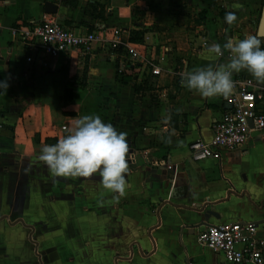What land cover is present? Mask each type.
<instances>
[{
  "label": "crops",
  "instance_id": "0c3cea01",
  "mask_svg": "<svg viewBox=\"0 0 264 264\" xmlns=\"http://www.w3.org/2000/svg\"><path fill=\"white\" fill-rule=\"evenodd\" d=\"M44 1L54 4L50 15L74 33L117 28L120 40L130 43V31L145 30L143 59L179 74L144 76L140 62L108 48L104 32L86 53L72 49L39 62L10 40L8 28L38 20L46 14ZM92 5L102 19L90 14ZM263 5L264 0H0V81L8 84L0 88V264L29 260L30 252L17 250L30 242L29 235L40 264H194L190 236L202 226L190 225L200 219L254 221L264 237V129L250 131L239 149L222 152L220 163L192 161L187 144L208 140L211 122L228 105L222 96L206 98L181 83L184 72L228 63L230 56L217 57L208 48L220 44L230 54L224 43L255 34ZM229 12L237 17L231 25L225 21ZM120 63L127 69L119 76ZM233 74L264 88L247 70ZM145 78L134 91L133 84ZM84 115H99L127 134V158L132 152L133 161L128 160L126 195L118 200L98 174L53 178L38 159L43 146L68 135ZM226 190L235 194L225 198ZM205 201L213 202L218 217L174 206ZM22 229H29L27 236ZM130 245L132 254L125 258ZM212 255L214 264H223Z\"/></svg>",
  "mask_w": 264,
  "mask_h": 264
},
{
  "label": "built area",
  "instance_id": "2783aa9c",
  "mask_svg": "<svg viewBox=\"0 0 264 264\" xmlns=\"http://www.w3.org/2000/svg\"><path fill=\"white\" fill-rule=\"evenodd\" d=\"M101 32L108 35L106 43L112 52H123L129 62L142 64L144 76L179 74L175 67L163 71L154 59H143L140 43L122 42L119 37L121 31L117 28L102 29L99 33H74L50 14H44L34 21H17L8 28L10 40L22 43L36 54L41 63L45 58H53L72 49L86 53L91 43L99 39ZM162 49L167 51L166 48ZM224 55L230 56L229 53H222L217 57ZM25 60L29 62L31 57L28 56ZM126 69L120 63L116 67V73L119 76L126 74ZM232 79L235 83L234 90L230 95L222 96L228 106L211 122L210 138H197L187 144L192 161L211 159L220 163L222 152L239 149L247 141L250 131L264 129V88L256 86L247 77L233 74ZM249 120L251 126L248 125ZM2 127L0 122V129ZM60 129L64 130L65 126L61 125ZM128 160L133 161L132 152L129 153ZM201 226L197 231L196 241L218 257L221 263L264 264V237L258 235V224L254 221H223Z\"/></svg>",
  "mask_w": 264,
  "mask_h": 264
},
{
  "label": "clouds",
  "instance_id": "9594fccd",
  "mask_svg": "<svg viewBox=\"0 0 264 264\" xmlns=\"http://www.w3.org/2000/svg\"><path fill=\"white\" fill-rule=\"evenodd\" d=\"M235 13L229 12L225 21L235 23ZM256 34L243 39L230 38L223 49L230 52L229 62L195 68L182 73L181 83L206 98L228 96L235 87L234 72L247 70L258 83H264V48ZM208 52L222 55L220 44H213ZM6 81L0 88L7 89ZM127 134L117 132L110 123H104L99 115H84L74 122L69 134L61 137L54 145H45L38 159L49 169L53 178H85L99 175L102 186L117 194L116 199L126 195V174L129 171Z\"/></svg>",
  "mask_w": 264,
  "mask_h": 264
},
{
  "label": "water",
  "instance_id": "95a60500",
  "mask_svg": "<svg viewBox=\"0 0 264 264\" xmlns=\"http://www.w3.org/2000/svg\"><path fill=\"white\" fill-rule=\"evenodd\" d=\"M55 6L54 4H52L50 1H44L43 3V12L46 13V14H53L55 13ZM255 34L258 35L259 37H263L264 36V5L260 8V12H259V17H258V23H257V27H256V31H255ZM248 125L251 126L250 124V120L248 121ZM229 193H234L232 192L231 190H226L225 191V198L226 196H228ZM235 194V193H234ZM164 203H169L168 201H165ZM162 204V202H161ZM170 204V203H169ZM213 205V202H208V201H205V202H202L200 204H194L193 206H184V205H180V204H174V206H179L187 211H191V212H198V213H201L203 215H206V216H209V217H218V214L216 212H214V210L211 208V206ZM155 217H156V224L154 226H156L159 222V218H158V209L155 211ZM190 220V219H189ZM194 221H197V222H194L195 224L193 225H190V227H198V226H201V225H205L207 224L206 221H203V220H194ZM20 222V221H19ZM154 226H151L147 229V237L152 245V248L151 250L154 249V243H153V240L149 234L150 232V229L153 228ZM28 239L30 240V242H32L33 246H34V254L35 256L37 257V262L38 264H40V259H39V255L37 254L36 250H35V242L33 240L30 239V235L28 236ZM136 246H137V252L140 256H145V253L140 249V247L138 246L137 243H135ZM132 254V250H131V245L129 246V249H128V256L125 257V258H129ZM116 258H118V256H115V259L114 261L116 260Z\"/></svg>",
  "mask_w": 264,
  "mask_h": 264
},
{
  "label": "rangeland",
  "instance_id": "374dc122",
  "mask_svg": "<svg viewBox=\"0 0 264 264\" xmlns=\"http://www.w3.org/2000/svg\"><path fill=\"white\" fill-rule=\"evenodd\" d=\"M29 233V229H22V234H24L25 236H27V234ZM191 238V242L192 244L194 243V250L197 254V261L194 263V264H214V262H216V260L214 259V256L212 255V253L205 247H203L201 244H199L197 241H196V235L195 234H192V236H190ZM32 248H33V244L32 242H29V243H25L23 244L22 247H18L17 250H20V253H22V251L26 254L29 252L31 253L30 254V258L29 260H26L25 258H23V263L24 264H29L31 263V261L33 260V258H35L32 254ZM33 257V258H32ZM33 264H36L35 260H33Z\"/></svg>",
  "mask_w": 264,
  "mask_h": 264
},
{
  "label": "trees",
  "instance_id": "16d2710c",
  "mask_svg": "<svg viewBox=\"0 0 264 264\" xmlns=\"http://www.w3.org/2000/svg\"><path fill=\"white\" fill-rule=\"evenodd\" d=\"M88 5H91V4L88 3ZM94 6H95V5H92V11H89L90 14L94 15L96 18H97V17H100V16H101L100 13H98L99 15H95V14H93V12H94V10H95ZM99 9H101V7H99ZM101 19H102V16H101ZM144 31H145V30H143V29H140L139 31H130V32H129V37H128L129 41H130V42L140 43V42H141V39H142V34H143ZM145 81H146V78L143 79V80H142L139 84H137V85H136V84H133V86H134V91H138L140 88L142 89V86H143V84L145 83ZM63 101H64V100H63ZM65 101H66V100H65Z\"/></svg>",
  "mask_w": 264,
  "mask_h": 264
}]
</instances>
